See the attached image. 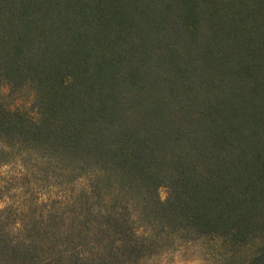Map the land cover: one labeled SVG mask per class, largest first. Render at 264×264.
I'll return each mask as SVG.
<instances>
[{
    "label": "trees",
    "instance_id": "obj_1",
    "mask_svg": "<svg viewBox=\"0 0 264 264\" xmlns=\"http://www.w3.org/2000/svg\"><path fill=\"white\" fill-rule=\"evenodd\" d=\"M182 263L264 264V0H0V264Z\"/></svg>",
    "mask_w": 264,
    "mask_h": 264
},
{
    "label": "rangeland",
    "instance_id": "obj_2",
    "mask_svg": "<svg viewBox=\"0 0 264 264\" xmlns=\"http://www.w3.org/2000/svg\"><path fill=\"white\" fill-rule=\"evenodd\" d=\"M165 195H166V193H165V189H164V188H161V189L159 190V196H160V198H161V199H164V198H165ZM182 264H184V263H182Z\"/></svg>",
    "mask_w": 264,
    "mask_h": 264
}]
</instances>
